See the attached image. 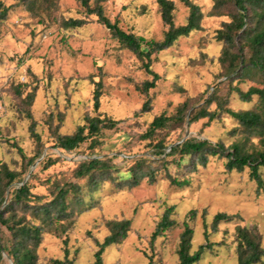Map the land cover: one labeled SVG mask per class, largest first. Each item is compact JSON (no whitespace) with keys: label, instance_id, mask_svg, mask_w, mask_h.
Masks as SVG:
<instances>
[{"label":"rangeland","instance_id":"rangeland-1","mask_svg":"<svg viewBox=\"0 0 264 264\" xmlns=\"http://www.w3.org/2000/svg\"><path fill=\"white\" fill-rule=\"evenodd\" d=\"M156 0H92L90 7L98 3L103 14L126 34L145 42L162 40L165 26L162 24ZM175 24L182 25L187 11L177 0ZM207 13L212 0H192ZM9 8L7 18L0 22V162L10 168H18L20 154L27 158L34 155L28 132L31 121L23 114L21 101L29 93L34 100L29 115L40 136L44 159L55 161L50 168L42 163L28 178L34 187L32 192L45 195L41 183L50 179L58 182H74L73 170L84 161L93 158L111 159L126 177V170L138 156L149 157L148 148L139 140L151 120L165 113L172 116L178 104L190 100L196 108L225 80L219 78L217 63L196 64L200 53L218 57L221 45L212 41V34L220 25V19H204L203 31L179 39L171 48L152 56L151 70L157 74L155 87L145 94L137 87L150 82L152 76L145 72L142 63L129 51L122 49L112 39L109 31L88 16L76 0H54L48 12L37 11L32 16L22 0H0ZM83 20V26L65 30L64 21ZM100 82V112L119 123L114 130L101 136V145L94 155L81 148L67 152L53 144L54 128L61 135H70L85 113H91L93 84ZM250 84L240 85L246 91ZM226 86L219 95L226 94ZM229 107L233 111L250 109L256 101L243 104L235 94H229ZM149 102L151 110L141 113V106ZM213 108V107H212ZM47 123H51L48 126ZM234 123L226 116L206 124L201 120L177 125L170 132V144L180 139L204 138L215 143L221 141L227 148L232 139L228 131ZM150 159V158H149ZM186 161H184L185 163ZM31 166V167H32ZM169 172L175 176V169ZM259 173L264 182V169ZM190 185L176 189L165 179L150 186L145 182L133 190L116 192L106 183L98 193L85 190L86 202L94 200L95 208L81 215L68 234L69 258L74 264L91 263L96 243H101L107 232L102 221L125 219L131 222L127 238L120 245L106 249L102 264H176V246L182 231L181 223L190 210L198 215L190 227L194 230L192 250L204 243L200 213L205 210V223L211 224L216 213L237 216L238 221L220 225L218 234L210 233L211 252H205L199 264H235L231 234L235 225H256L264 246V192L256 194V185L248 179V170L242 173L228 172L224 160L210 159L205 168L187 174ZM14 190V186L10 191ZM173 208L170 218L177 223L171 229L151 240L155 226L168 208ZM1 232V228H0ZM227 232V234H226ZM90 234V235H88ZM61 240L45 236L38 255L41 262L62 259ZM0 264H10L5 258Z\"/></svg>","mask_w":264,"mask_h":264},{"label":"trees","instance_id":"trees-1","mask_svg":"<svg viewBox=\"0 0 264 264\" xmlns=\"http://www.w3.org/2000/svg\"><path fill=\"white\" fill-rule=\"evenodd\" d=\"M76 1L88 16H94L109 31L122 49L131 52L142 63L145 72L152 76L150 82L137 87V91L142 94L153 89L158 79L157 74L150 69L152 56L168 50L181 38L203 31L204 19H220L219 27L211 36L215 44L221 45L218 57L200 53L194 62L199 65L217 63L220 68L219 78L225 81L203 100L201 107L196 108L190 100H184L178 104L172 116L161 113L154 117L139 136V140L148 148L149 157L138 156L134 159L126 170V177L118 175L119 171L111 159L93 158L76 166L72 174L74 182L50 179L42 182L45 195L33 193L34 187L30 180L20 186L28 169L43 156L40 136L35 132L28 113L35 95L27 94L21 100L25 109L23 114L31 121L28 132L36 151L32 157L27 158L18 150V168H10L0 162V263L5 255L12 264H74L73 259L69 258L68 234L81 215L95 208L94 200H84V191L98 193L106 183L112 184L118 193L133 190L143 182L152 186L159 179L167 180L170 187L183 189L190 185L187 174L196 172L197 167L205 168L210 159H217L224 160L228 172L242 173L247 169L249 181L256 185V194L262 195L264 192V182L259 173L260 168L264 169V0H212L211 9L207 13L192 0H177L187 11L182 25L175 24L174 1L156 0L160 19L165 26L159 42H145L122 32L116 23H110L98 3L90 7L92 0ZM54 3V0H22L32 16H36L38 10L50 11ZM8 13L9 8L0 2V22L7 18ZM83 23V20L68 19L64 21L63 27L65 30H74L82 27ZM244 84H250L246 91L240 89V85ZM223 86L227 88L224 96L219 95L220 87ZM101 89L100 82L93 84L91 113L83 115L81 123L77 124L72 134L61 135L58 128H54L53 144L56 148L71 152L86 144V150L94 155L101 145L102 134L115 129L119 122L100 112ZM231 93L243 104L251 103L253 98L256 101L250 109L233 111L229 107L228 96ZM150 110V103L145 102L140 112L148 113ZM223 116L234 123V127L228 131L232 141L227 148L221 141L212 143L204 138L191 137L172 144L168 142L173 128L185 121L193 124L206 120V124H209ZM47 125L51 126V123ZM54 163L51 159H44L43 169L50 168ZM170 166L175 169V176L169 172ZM13 186L14 190L10 191ZM172 212V207L164 211L151 240L177 225L170 218ZM197 215V210H190L181 223L176 264H199L202 255L212 250L208 228L217 235L220 225L239 220L237 216L216 213L207 226L206 212L202 210L200 219L204 243L193 251L194 230L190 223L196 220ZM101 226L107 235L101 243H96L93 260L88 264H102L104 251L126 240L131 222L125 219L103 220ZM45 236L62 239V259L50 258L41 262L38 252ZM231 237L235 264H264V246L256 225H235ZM148 264L154 263L149 260Z\"/></svg>","mask_w":264,"mask_h":264},{"label":"water","instance_id":"water-1","mask_svg":"<svg viewBox=\"0 0 264 264\" xmlns=\"http://www.w3.org/2000/svg\"><path fill=\"white\" fill-rule=\"evenodd\" d=\"M183 140H185V138L183 139ZM44 160V155L42 156V161ZM42 161L40 162V164L42 163ZM39 164V165H40ZM33 167V166H32ZM32 167H30L29 169H28V171H27V173H26V175H25V177H24V179H23V181L20 183V186H22L27 180H28V178H29V176H30V174H31V168ZM3 258H5V259H7L8 261H9V263L10 264H12V262L5 256V255H3L2 256V259Z\"/></svg>","mask_w":264,"mask_h":264},{"label":"bare ground","instance_id":"bare-ground-1","mask_svg":"<svg viewBox=\"0 0 264 264\" xmlns=\"http://www.w3.org/2000/svg\"><path fill=\"white\" fill-rule=\"evenodd\" d=\"M39 164H40V162L38 161V162H37V163L31 168V172L37 170L38 167H39Z\"/></svg>","mask_w":264,"mask_h":264}]
</instances>
